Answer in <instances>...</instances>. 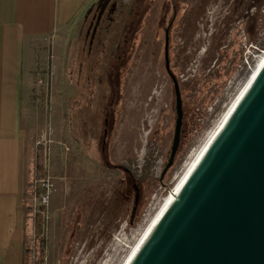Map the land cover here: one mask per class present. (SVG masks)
<instances>
[{
  "label": "rangeland",
  "instance_id": "374dc122",
  "mask_svg": "<svg viewBox=\"0 0 264 264\" xmlns=\"http://www.w3.org/2000/svg\"><path fill=\"white\" fill-rule=\"evenodd\" d=\"M176 1L177 14L145 0L137 21L134 0H97L25 97L26 264H123L264 56V0ZM169 28L184 120L162 179L177 120ZM43 180L50 202L34 214Z\"/></svg>",
  "mask_w": 264,
  "mask_h": 264
},
{
  "label": "water",
  "instance_id": "95a60500",
  "mask_svg": "<svg viewBox=\"0 0 264 264\" xmlns=\"http://www.w3.org/2000/svg\"><path fill=\"white\" fill-rule=\"evenodd\" d=\"M170 28L165 64L177 120L162 179L175 164L184 120ZM128 264H264V63Z\"/></svg>",
  "mask_w": 264,
  "mask_h": 264
},
{
  "label": "crops",
  "instance_id": "0c3cea01",
  "mask_svg": "<svg viewBox=\"0 0 264 264\" xmlns=\"http://www.w3.org/2000/svg\"><path fill=\"white\" fill-rule=\"evenodd\" d=\"M97 0H0V264H26L30 223L25 97L53 71L60 38ZM50 59L44 63L43 56ZM29 144V145H28Z\"/></svg>",
  "mask_w": 264,
  "mask_h": 264
},
{
  "label": "bare ground",
  "instance_id": "6f19581e",
  "mask_svg": "<svg viewBox=\"0 0 264 264\" xmlns=\"http://www.w3.org/2000/svg\"><path fill=\"white\" fill-rule=\"evenodd\" d=\"M264 63V56L262 57V59L259 61L258 65L256 66V68L254 69V71L252 72V74L250 75V77L248 78L246 84H244L242 90L240 91V93L238 94L237 98L234 100V102L232 103L231 107L229 108L228 112L225 114L223 120L225 119V117L227 116V114L230 112V110L232 109V107L234 106V104L236 103V101L238 100V98L240 97V95L242 94V92L244 91V89L247 87V85L249 84V82L252 80V78L255 76V74L258 72V70L261 68V66ZM223 120L221 121V123L223 122ZM221 123L218 125V127L216 128V130L213 132L212 136L210 137L209 141L211 140V138L213 137V135L215 134V132L217 131V129L219 128V126L221 125ZM209 141L205 144V146L201 149V151L196 155V157L192 160L191 163H189L187 170L185 171V173L183 174V176L181 177L180 181L177 183L176 188L172 191V193L166 198L165 202L163 203V205L160 207V209L158 210L157 214L155 215V217L151 220L149 226L147 227V229L145 230L142 238L140 239V241L134 246V248L131 250L129 256L126 258L125 262L123 264H128L130 262V260L132 259V257L134 256L135 252L137 251V249L139 248V246L141 245V243L143 242L144 238L146 237V235L148 234V232L150 231V229L152 228L153 224L155 223V221L157 220V218L159 217V215L164 211V209L167 207L168 202L170 200V198L173 196V194L176 192V190L178 189V187L180 186V184L182 183V181L184 180V178L186 177V175L188 174V172L190 171V169L192 168V166L194 165V163L196 162V160L198 159V157L200 156V154L202 153V151L204 150V148L206 147V145L209 143Z\"/></svg>",
  "mask_w": 264,
  "mask_h": 264
},
{
  "label": "built area",
  "instance_id": "2783aa9c",
  "mask_svg": "<svg viewBox=\"0 0 264 264\" xmlns=\"http://www.w3.org/2000/svg\"><path fill=\"white\" fill-rule=\"evenodd\" d=\"M34 188V195L32 198V201L34 203V205L36 206L35 210H34V214L37 213H41L40 212V208H44L47 207L49 205L50 202V188L51 185L47 180H43V181H36L35 185L33 186ZM38 191H39V195H38Z\"/></svg>",
  "mask_w": 264,
  "mask_h": 264
},
{
  "label": "trees",
  "instance_id": "16d2710c",
  "mask_svg": "<svg viewBox=\"0 0 264 264\" xmlns=\"http://www.w3.org/2000/svg\"><path fill=\"white\" fill-rule=\"evenodd\" d=\"M144 1L145 0H134V6H133L134 9H133V15L132 16H134L135 13H136L137 21L140 20V15L142 14L141 13V9L143 7V2ZM172 1L175 3V8L174 9H175V13L177 14V12H178L177 1L176 0H172ZM174 20H177V15L175 16ZM131 30L133 31V28H131ZM131 177H133V176L131 175Z\"/></svg>",
  "mask_w": 264,
  "mask_h": 264
}]
</instances>
